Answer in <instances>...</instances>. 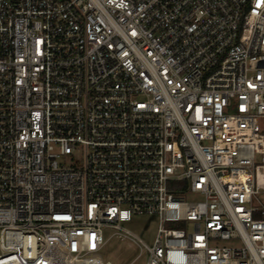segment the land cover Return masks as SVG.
<instances>
[{
  "label": "built area",
  "instance_id": "1",
  "mask_svg": "<svg viewBox=\"0 0 264 264\" xmlns=\"http://www.w3.org/2000/svg\"><path fill=\"white\" fill-rule=\"evenodd\" d=\"M261 119L264 0H0V264H264Z\"/></svg>",
  "mask_w": 264,
  "mask_h": 264
},
{
  "label": "rangeland",
  "instance_id": "2",
  "mask_svg": "<svg viewBox=\"0 0 264 264\" xmlns=\"http://www.w3.org/2000/svg\"><path fill=\"white\" fill-rule=\"evenodd\" d=\"M264 126V119H261ZM188 201L199 200V198L188 196ZM157 219L148 216H133L130 221L122 223L121 226L136 235L144 244L150 246L153 242ZM104 245L99 251V255L104 262L111 264H144L147 258L146 250L141 245H136L124 241L115 235L110 229H103ZM218 246L232 247L239 246L238 242L220 241Z\"/></svg>",
  "mask_w": 264,
  "mask_h": 264
}]
</instances>
